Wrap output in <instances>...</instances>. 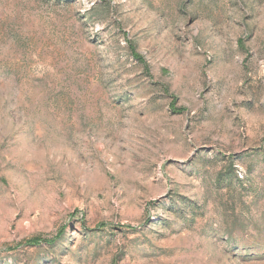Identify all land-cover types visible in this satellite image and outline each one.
Here are the masks:
<instances>
[{"label":"rangeland","instance_id":"1","mask_svg":"<svg viewBox=\"0 0 264 264\" xmlns=\"http://www.w3.org/2000/svg\"><path fill=\"white\" fill-rule=\"evenodd\" d=\"M0 264H264V0H0Z\"/></svg>","mask_w":264,"mask_h":264}]
</instances>
